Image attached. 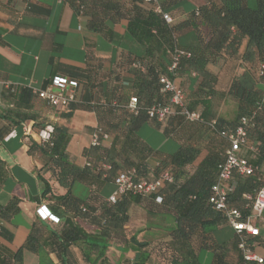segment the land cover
<instances>
[{
	"label": "trees",
	"instance_id": "16d2710c",
	"mask_svg": "<svg viewBox=\"0 0 264 264\" xmlns=\"http://www.w3.org/2000/svg\"><path fill=\"white\" fill-rule=\"evenodd\" d=\"M157 1L165 11L166 0ZM69 2L75 12L88 17L87 25L91 30L108 39L112 38L108 23L125 18L127 34L144 46V54L128 55L125 60L124 68L129 70L133 84L131 93L122 98L117 87L108 101L92 97L89 91L85 92V97L78 98L80 87L87 90L93 87L89 81L92 79L90 69L57 74L77 83L75 98L61 108L59 116L63 122L45 124L53 127L48 142L31 140L28 151L39 153L40 171L48 173L49 179L66 190L63 194H54L50 184L40 176L44 184L41 195L49 200V210L59 222L33 221L27 238L16 251L10 252L0 245V264H23L24 249L34 252L39 264H112L107 254L112 242L121 247L122 264H201L199 255L203 250L211 253L210 264H243L234 231L227 240L217 239V233L229 225L208 199L225 160L228 136L241 125L242 118L246 119V144L240 156L253 165L254 172L249 176H234L228 202L248 215L253 196L264 183V0H206L190 12L187 21L198 39V45L193 46L178 43L179 26L166 22L162 14L154 10L153 1ZM244 39V49L240 52ZM176 49L185 54L179 57L170 73L167 67ZM212 53L226 58L219 75L211 74L206 67ZM162 57L164 66L158 61ZM192 72L201 75L199 86L203 99L190 101L182 83L176 84L183 91L184 108L198 112L200 120L189 121L177 107L161 122L149 118L150 106L169 101V95L160 91L159 75L173 79ZM215 85L222 87L219 100L226 93L236 104L233 118L224 119L211 113ZM6 92L10 106L0 107V118L13 123L34 118L28 112V102L33 96L39 98L32 87H13V91ZM132 97L136 99L133 111L128 108ZM199 103L201 109L196 108ZM77 108L107 109L111 121H116L113 129L100 123L93 127L100 128L109 138L83 151L86 162L82 167L75 165L65 150L69 139L66 123ZM175 120L177 127H206L211 137L217 139L218 150L190 166L198 155L197 148L183 144L173 153H163L153 149L138 134L140 126L149 122L164 125L162 133L177 138V127L168 129ZM3 133L4 130L0 131V137ZM111 135L112 141L107 144ZM152 153H157L159 158L154 167L146 161ZM126 169H134L136 179L155 181L168 173L171 181L162 180L155 191L146 195L125 192L114 202L109 201L108 196L114 189L105 197L100 193V185L109 180L114 184L116 173ZM6 177L5 164L0 160V186ZM75 182L89 184L90 191L83 197L78 196L71 190ZM18 204L16 197L0 203V220H8L17 213ZM262 218L257 221L259 234L247 238L254 250H264V234L260 231ZM0 238L12 240V234L1 224ZM129 252L132 257L126 255Z\"/></svg>",
	"mask_w": 264,
	"mask_h": 264
},
{
	"label": "crops",
	"instance_id": "0c3cea01",
	"mask_svg": "<svg viewBox=\"0 0 264 264\" xmlns=\"http://www.w3.org/2000/svg\"><path fill=\"white\" fill-rule=\"evenodd\" d=\"M205 2L206 0H166L165 11L170 14L171 23L179 26V44L198 45L197 36L187 21L190 12ZM87 23L88 17L75 12L69 0H0V107L9 105L6 90L11 92L13 87L42 88L51 77L72 69H90L92 75L89 81L93 87L90 90L80 87L78 98L85 97V92L89 91L92 97L108 101L114 87L121 93V98L128 96L132 90L133 78L129 70L124 68L125 60L128 55L142 56L144 46L127 34L125 18L114 24L108 23L112 32L111 39L91 30ZM244 45L245 39L240 52ZM161 60L158 59L160 65L164 66L165 58L162 57ZM225 60L224 56L212 53L206 61V67L211 74L219 75ZM114 75L118 77L114 78ZM173 79L176 83H182L190 101L204 98L199 86L201 75L192 72L189 76ZM5 83H9L10 89L4 86ZM220 91L222 87L219 85L212 88L214 97L210 111L224 119L233 118L236 104L226 97V93L219 100ZM28 104V112L34 118L20 123L0 118V131L4 130L0 137V160L7 170V177L0 186V203L5 204L12 197L19 199L17 213L8 220H0V224L12 234L10 242L0 238V245L10 252L16 251L24 243L32 222L41 220L37 215V208L45 205L50 209L49 200L41 195L44 184L40 176L50 184L54 194L66 191L53 179H49L48 173L40 171L42 161L39 153L28 151L31 140L39 143L37 131L40 127L46 123L63 122L59 116L62 109H55L34 96ZM200 107L201 103L196 105L197 109ZM109 114L107 109L77 108L66 123L69 139L65 150L78 167L86 162L83 151L90 145L93 127L100 123L113 129L116 121L113 123ZM120 123L123 125L124 121ZM163 126L144 122L138 134L153 149L163 153H173L183 144L197 148L198 155L190 166L218 150L217 139L212 138L204 126L177 127L176 120L172 121L168 129L177 127L176 135L183 137L181 139L165 136L162 133ZM111 141L112 135L107 144ZM146 161L151 167L156 166L159 163L157 153H152ZM90 187L89 184L75 182L71 190L83 197L90 191ZM113 189L114 184L110 180L100 185V193L105 197ZM262 217L260 231L264 234V215ZM218 233L220 235L217 239L227 240L234 232L230 226H225ZM255 252L260 256L264 255V250L259 248H255ZM126 255L132 257L129 253ZM50 256L54 259L53 254ZM22 259L23 264H39V257L27 249L23 250Z\"/></svg>",
	"mask_w": 264,
	"mask_h": 264
},
{
	"label": "built area",
	"instance_id": "2783aa9c",
	"mask_svg": "<svg viewBox=\"0 0 264 264\" xmlns=\"http://www.w3.org/2000/svg\"><path fill=\"white\" fill-rule=\"evenodd\" d=\"M153 1L154 10L161 13L163 19L171 23V16L165 12L157 0ZM183 50L176 49L171 56V62L167 67V71L172 73L176 67L177 61L181 55H184ZM264 68V64H262ZM160 91L169 95V101L166 104L156 103L147 109L149 118L163 121L168 115L173 113V108H180V113L189 121L200 120V115L196 111H189L183 106L184 94L178 87L174 79L169 78L164 74L158 77ZM4 86L9 88V83ZM77 83L69 78L55 75L51 77L44 87L33 88L32 91L39 99L44 100L48 105L55 109L63 108L67 103L74 100ZM136 99L132 97L128 103V108L133 111L135 109ZM264 104V97L262 99ZM246 119H241L239 125L234 132L228 136L229 147L225 152L224 163L220 166L218 178L216 183L211 188L209 202L213 207L222 213L227 224L237 234L238 249L243 258V264H263V256L258 255L255 250L248 244L247 238L259 234V227L257 221L264 215V183L257 189L252 198L250 206V213L243 215L240 209L232 206L228 202V193L232 190L234 184V176H249L253 174L254 167L245 158L240 156L241 148L246 144V130L244 124ZM53 127L50 124L45 125L37 131V139L40 143H46L51 137ZM109 138L107 133H104L100 128H95L91 132L90 145L97 146L103 140ZM252 148V147H251ZM250 148V149H251ZM162 180L171 181L168 173L163 175L155 181H145L136 179L134 169L120 170L116 173L114 178V190L108 196V200L114 202L125 192H132L134 194L146 195L157 189ZM250 197L249 195H245ZM157 201H160L157 198ZM37 215L41 220L53 221L58 223L59 219L56 217L45 205H41L36 210Z\"/></svg>",
	"mask_w": 264,
	"mask_h": 264
},
{
	"label": "rangeland",
	"instance_id": "374dc122",
	"mask_svg": "<svg viewBox=\"0 0 264 264\" xmlns=\"http://www.w3.org/2000/svg\"><path fill=\"white\" fill-rule=\"evenodd\" d=\"M90 144V142H89ZM220 233L217 234V236H219ZM111 247L108 248V257L111 261L112 264H122L121 263V257L123 256V254H121L120 252V246L117 245L116 242H112ZM120 255V256H119ZM129 255H132V253L129 252ZM199 260L201 264H210L211 261V253L203 250L200 255H199ZM125 264V263H124Z\"/></svg>",
	"mask_w": 264,
	"mask_h": 264
}]
</instances>
